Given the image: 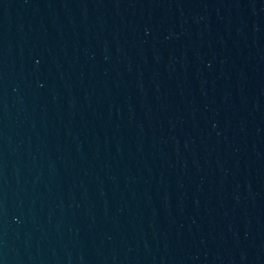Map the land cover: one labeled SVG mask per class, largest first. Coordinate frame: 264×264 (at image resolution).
<instances>
[{"label":"water","instance_id":"obj_1","mask_svg":"<svg viewBox=\"0 0 264 264\" xmlns=\"http://www.w3.org/2000/svg\"><path fill=\"white\" fill-rule=\"evenodd\" d=\"M0 264H264V0H0Z\"/></svg>","mask_w":264,"mask_h":264}]
</instances>
